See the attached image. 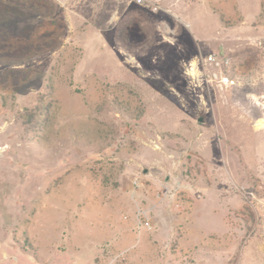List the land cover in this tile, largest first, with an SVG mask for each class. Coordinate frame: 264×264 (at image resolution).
Segmentation results:
<instances>
[{"label":"rangeland","instance_id":"374dc122","mask_svg":"<svg viewBox=\"0 0 264 264\" xmlns=\"http://www.w3.org/2000/svg\"><path fill=\"white\" fill-rule=\"evenodd\" d=\"M0 264H264V0H0Z\"/></svg>","mask_w":264,"mask_h":264},{"label":"trees","instance_id":"16d2710c","mask_svg":"<svg viewBox=\"0 0 264 264\" xmlns=\"http://www.w3.org/2000/svg\"><path fill=\"white\" fill-rule=\"evenodd\" d=\"M44 109L45 110H47V108L46 107H44ZM44 114V110H43V107H41V106H39V105H37L36 107H35V111L34 112H29V120H28V122L29 123H31L32 121H35V120H37L38 121V115L39 116H41V115H43Z\"/></svg>","mask_w":264,"mask_h":264},{"label":"built area","instance_id":"2783aa9c","mask_svg":"<svg viewBox=\"0 0 264 264\" xmlns=\"http://www.w3.org/2000/svg\"><path fill=\"white\" fill-rule=\"evenodd\" d=\"M223 81H224L225 83H228V82H230V79L227 78V77H224ZM231 82H234V81L231 80ZM147 225H150L149 222H147Z\"/></svg>","mask_w":264,"mask_h":264}]
</instances>
